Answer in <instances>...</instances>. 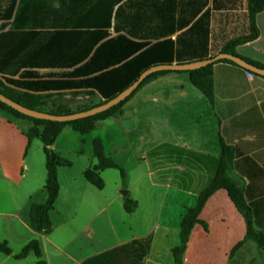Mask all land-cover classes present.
Returning <instances> with one entry per match:
<instances>
[{
  "label": "crops",
  "instance_id": "obj_1",
  "mask_svg": "<svg viewBox=\"0 0 264 264\" xmlns=\"http://www.w3.org/2000/svg\"><path fill=\"white\" fill-rule=\"evenodd\" d=\"M256 26L258 38L235 53L264 66V10ZM249 33L247 0H0V80L46 97L48 109L75 110L117 96L152 67L211 59ZM212 77L213 104L187 74L168 73L91 133L64 128L51 148L71 165L58 169L49 234L28 224L30 207L47 200L44 145L28 142L32 122L0 110V242L12 251L0 264H175L180 223L213 181L222 143L233 150L227 175L263 246L246 240L243 215L219 190L181 264H264V77L227 63H216ZM96 139L124 171H102V190L83 177L97 164ZM126 200L136 203L130 214ZM32 240L41 258L15 260Z\"/></svg>",
  "mask_w": 264,
  "mask_h": 264
},
{
  "label": "trees",
  "instance_id": "obj_2",
  "mask_svg": "<svg viewBox=\"0 0 264 264\" xmlns=\"http://www.w3.org/2000/svg\"><path fill=\"white\" fill-rule=\"evenodd\" d=\"M264 10V0H247V15L249 22V35L246 37H241L237 39H233L229 41L221 53L229 54L232 56H236L235 49L243 44L250 43L256 40L259 36V31L256 26V16ZM241 58V57H239ZM247 63L264 69L263 65L252 62L248 59L241 58ZM216 63H227L232 66L239 67L238 65L230 62V61H218ZM208 65L207 67L193 70V71H185V72H171V71H160L155 72L148 77L139 85V87L124 101L119 103L118 105L101 112L93 117L83 118L79 120H74L71 122L57 123L44 121L39 119L29 118L20 114L19 112L11 109L10 107L2 104L0 102V110L9 114L15 120H26L33 123V127L26 133V137L28 142L30 143L34 139H39L44 145V155H45V168H46V181L44 189L47 194V200L44 204H33L28 212V224L30 228L37 233L49 234L52 230V225L50 222V212L54 208V204L57 200L59 193V183H58V169L60 167H70V163L60 159L52 150V145L58 138V136L62 133L63 129L66 127H70L73 131L79 133L81 136H85L91 133L95 124L99 121L105 120L115 113L120 112L122 106L141 88L146 82L151 79H154L158 76L165 75L168 73H185L188 75V79L190 84L196 88L207 100L210 104H213L214 101V88H213V77H212V68L216 64ZM242 69V68H241ZM244 70V69H243ZM246 71V70H245ZM247 73L257 76L253 73L246 71ZM139 75H136L135 78L127 85L130 86L132 83L137 80ZM18 82L6 79L4 81L0 80V94L9 100L15 102L16 104L41 113H47L54 116H64L71 115L75 113L85 112L95 107L101 106L106 102L110 101L116 96V93L105 97L103 102H100L96 105H90L85 107H78L75 110L67 108V107H53L48 109L45 104L46 97H42L39 95H31L27 93H23L17 90L12 89L10 86H17ZM124 89H121V91ZM119 91V92H121ZM93 152L94 157L97 161V164L90 169H87L83 173L84 179L95 187L98 190H102L104 188V182L100 176V173L104 170H117L124 176V171L118 167L111 159L107 158L104 153V148L102 141L99 139L94 140L93 142ZM233 159V150L232 148L224 145L222 143L221 147V155L220 162L218 166V170L213 181L210 185L203 191L198 197L197 204L195 208L188 209L185 215L182 218L180 223V245L173 249L174 261L175 264H181V257L188 240V237L191 233L193 227L199 223L198 217L206 204L208 198L219 190H225L233 202L237 210L243 215L246 226V240H252L258 243L260 246H263V241L261 237L257 235L252 229L251 222V211L247 204L243 199V195L240 189L236 186V184L228 177L227 171ZM136 207V203L126 200L124 205V209L126 213L130 214L133 212ZM238 246L236 247V249ZM34 254L38 259L41 258V251L38 245V242L32 240L28 242L23 249L13 258L15 260H23L28 257L29 254ZM0 254L4 256H11L12 251L9 248L6 242H0ZM39 264H43L39 262Z\"/></svg>",
  "mask_w": 264,
  "mask_h": 264
},
{
  "label": "water",
  "instance_id": "obj_3",
  "mask_svg": "<svg viewBox=\"0 0 264 264\" xmlns=\"http://www.w3.org/2000/svg\"><path fill=\"white\" fill-rule=\"evenodd\" d=\"M218 61H230L242 69L253 73L257 76L264 77V69L257 68L243 59L232 56L229 54L225 53H219L215 57L211 59H206L203 61L199 62H194V63H189V64H182V65H165V66H156L152 67L146 71H144L138 79L132 83L128 88H126L124 91L119 93L117 96H115L113 99L110 101L106 102L105 104L95 107L93 109H90L85 112H80V113H75L71 115H64V116H54L50 115L47 113H41L37 112L34 110H30L27 108H24L15 102L9 100L8 98L4 97L2 94H0V102L11 109L19 112L20 114L27 116L29 118L33 119H39V120H44V121H50V122H57V123H64V122H71L74 120H79L83 118H89L93 117L101 112H104L106 110H109L110 108L118 105L122 101H124L126 98H128L138 87L139 85L145 80L146 77L149 75L155 73V72H160V71H171V72H185V71H193V70H198L204 67H207L208 65H212Z\"/></svg>",
  "mask_w": 264,
  "mask_h": 264
},
{
  "label": "rangeland",
  "instance_id": "obj_4",
  "mask_svg": "<svg viewBox=\"0 0 264 264\" xmlns=\"http://www.w3.org/2000/svg\"><path fill=\"white\" fill-rule=\"evenodd\" d=\"M78 167H79V164H76V165H75V169L77 170ZM109 173H113L114 175H118V173H117L116 170H110ZM106 180H108V179H106Z\"/></svg>",
  "mask_w": 264,
  "mask_h": 264
}]
</instances>
